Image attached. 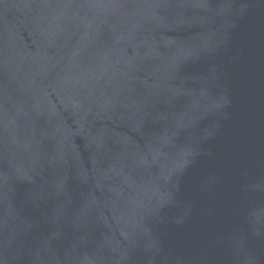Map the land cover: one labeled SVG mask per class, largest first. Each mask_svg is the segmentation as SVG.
<instances>
[{
	"label": "water",
	"instance_id": "95a60500",
	"mask_svg": "<svg viewBox=\"0 0 264 264\" xmlns=\"http://www.w3.org/2000/svg\"><path fill=\"white\" fill-rule=\"evenodd\" d=\"M0 264H264V0H0Z\"/></svg>",
	"mask_w": 264,
	"mask_h": 264
}]
</instances>
